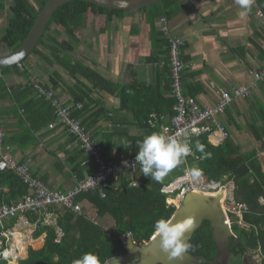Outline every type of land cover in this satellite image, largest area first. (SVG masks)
Returning a JSON list of instances; mask_svg holds the SVG:
<instances>
[{
    "label": "trees",
    "instance_id": "1",
    "mask_svg": "<svg viewBox=\"0 0 264 264\" xmlns=\"http://www.w3.org/2000/svg\"><path fill=\"white\" fill-rule=\"evenodd\" d=\"M11 1L9 18L0 38V44L5 45L9 52L15 51L22 45L39 13L48 2V0ZM179 2L180 0H161L150 7L133 11L144 15V21L151 30L152 48L158 49L156 55L150 56L148 60L155 64V71L158 73L157 81L152 83L131 81L119 86L104 79L92 68L71 56L74 47L79 46L83 38L86 25L92 21L93 17H104L105 20L100 29V33L103 34L113 18L120 20L130 11L111 10L83 1L66 3L52 15L42 38L31 54L37 56L48 66L57 64L70 76L82 77L90 84V88L86 87L87 92L82 96L72 95L71 99L74 104H84L87 99L89 101V95L93 90L105 91L119 97V111H126L141 131L138 136H125L122 142L126 143H123L124 148L120 150L123 153L121 155L135 156L138 151L137 142L145 135L154 132L161 134L162 127L170 125L175 115L174 108L177 101L171 88L168 42L162 29H158L157 23L162 19L167 22L173 20L180 12ZM4 9L5 6L0 0V11ZM53 26L61 30L66 38L58 40L56 36H49L48 33ZM137 33V29L133 28L132 34ZM11 70L25 74L23 65L21 68L15 66L1 70L0 73L6 75ZM187 70L182 75V93L186 98L194 99L195 93L191 84L187 82L191 74ZM53 74L58 77L57 73ZM49 81V83H43L34 79L38 85L53 92L60 104H66L55 93L58 89L55 78L51 76ZM33 86L29 82L24 87L9 88L0 78L2 96L12 97L16 104H39V106L46 107L48 112L46 123L56 120L52 103L38 96ZM258 86L263 98L261 100L253 96V89L251 95L244 98L248 101V117L243 116L248 132L258 144L257 148L243 152L241 146L236 144L231 137L228 128L223 126L227 137L217 146L210 143L208 132L197 137L186 138L184 141L189 143L191 154L159 181L145 177L139 164L136 172H123L116 180L110 179L109 187L103 191V196L98 189L78 194L75 204L80 207V212L58 210L55 214L57 216L55 225H42L39 214H28V221L36 223L33 238L37 239L42 235L46 237L44 246L40 250L30 248L27 258L20 264H72L74 259L85 252L95 253L102 262H107L126 253L122 240L127 238L128 234L136 245L143 246L157 236L153 228L154 222L162 218L172 220L176 212L175 207L167 206L166 195L161 192V189L181 177L185 168L189 167L199 170L209 182L222 185L229 182L233 184L232 199L234 204L239 208L242 207V221L246 227L241 228L237 224L231 227L233 236L229 240L228 252L231 256L242 257L247 251L258 250L262 257V264H264V171L258 159V154L264 152V79L256 83L255 87ZM34 92L37 96L33 95ZM231 106H228L224 113L228 118V124L234 123L239 129H243L235 120ZM20 107L28 113L26 105ZM76 110L78 109H72L71 113L74 119L79 117L77 113H74ZM240 116L242 114L238 111L237 117ZM21 121L24 122V119ZM80 125L88 132L84 124L80 123ZM71 137L75 139L73 135ZM197 143L204 145L203 152L197 151ZM3 145H7L5 134ZM101 149L105 161L116 160L117 157H112L110 140L108 146L102 145ZM88 160L91 161L92 167L89 169V174L92 175L96 167L90 156ZM77 178L82 180L86 177L82 178L78 175ZM1 188L7 189V192L3 194ZM28 195L27 186L14 173L4 169L0 171V200L2 202L12 204ZM83 202H87L91 210L83 208ZM105 218L112 221L113 227L110 232L103 224ZM11 220L15 222V219ZM10 226L13 224L10 223ZM189 244L192 247L188 253L197 260V264H215L217 244L209 222L202 223L193 234ZM2 245L3 248L4 243ZM0 264L7 263L0 257Z\"/></svg>",
    "mask_w": 264,
    "mask_h": 264
},
{
    "label": "crops",
    "instance_id": "2",
    "mask_svg": "<svg viewBox=\"0 0 264 264\" xmlns=\"http://www.w3.org/2000/svg\"><path fill=\"white\" fill-rule=\"evenodd\" d=\"M179 7L178 15L167 22L168 32L184 41L181 53L183 61L188 66L187 71L191 74L187 82L191 84L195 93L194 100L201 106L214 107L219 100L220 90L231 92L233 88L250 84L249 72L255 69L260 71L264 67V0H255L251 11L245 17L240 16L241 9L236 0H180ZM137 16L142 21V24L141 21L138 24L141 25L139 28L126 23H131ZM111 24L113 27L110 40L105 37L99 46L87 47L86 52L74 47L71 56L76 59L74 53H79L76 50L79 49L81 58L76 60L119 86L131 81L146 83L157 81L155 64L148 60L150 56L156 55L158 49L152 48L151 30L144 21V15L130 12L120 20L113 18L109 25ZM162 26L164 24L159 20L158 29ZM107 28L104 36L109 31ZM133 28L137 29V34H132ZM81 44L80 42L79 46ZM31 57L42 61L37 56L32 55L29 58ZM30 59L23 63L25 74L12 70L6 75L0 73V78L7 87L27 86L32 78L49 83V77L53 76L58 84L55 93L63 103H66L63 105L70 106L77 104L71 99L73 94L82 96L87 92L86 87L90 88V84L84 78L70 76L57 64L47 65L48 70L43 71L44 75H34L26 65ZM252 65L256 67L250 70ZM53 73H57L58 77ZM253 93V96L262 100L259 86L254 88ZM33 95L37 96L35 92ZM232 104L231 110L235 120L239 118L238 111L243 118L244 112L235 109V106L242 108L241 104H248V101L240 99ZM22 105L27 106L28 113L20 107ZM80 105L82 108L74 111L79 116L75 119L87 127L91 138L100 147L108 146L109 140L111 141L113 158L123 154L120 150L124 148L122 141L126 135L141 134L132 117L126 111H119L120 99L116 95L93 90L89 95V101L87 99ZM47 114L46 107L39 104H16L12 97L2 96L0 93V125L7 142V145H3L5 151L16 163L28 167L33 177L42 180L53 190L66 192L74 186V179L78 175L82 178L90 175L91 161L89 162V156L71 137L64 124L58 119L46 123ZM21 119H24V122ZM219 122L222 126H230L225 114L219 118ZM209 141L217 146L224 140H221L220 132L213 129ZM2 170L0 164V171ZM1 190L3 194L7 192L5 188ZM82 207L91 210L87 202H83ZM55 214H53L55 221L52 220L53 223L49 225H55L57 219ZM14 221L9 220L5 227L17 232L14 238L16 247L18 240L26 245L25 253L16 248L18 260L13 264H20L27 258L29 246H32L33 242L40 240L41 248L44 246L46 235L34 239L36 223L30 221L26 225L17 224L16 219ZM10 223L13 226H10Z\"/></svg>",
    "mask_w": 264,
    "mask_h": 264
},
{
    "label": "built area",
    "instance_id": "3",
    "mask_svg": "<svg viewBox=\"0 0 264 264\" xmlns=\"http://www.w3.org/2000/svg\"><path fill=\"white\" fill-rule=\"evenodd\" d=\"M161 22L164 24L161 29L168 42L172 93L177 101L174 108L175 115L171 119L170 125L162 127L161 134L173 136L178 141L184 142L186 138L197 137L206 132L210 133V136H212L214 129L220 132L221 140H225L227 134L224 132L219 118L224 115L225 110L235 100L244 99L251 95V91L255 88L256 83L264 79V70L251 72V83L246 86L233 88L231 92L220 90L219 100L214 107L201 106L193 98H186L182 93V75L188 68L182 60L181 49L184 46V41L169 34L166 26L167 21L165 19H162ZM18 67L21 68L22 64L18 65ZM30 82L34 85L33 88L38 96L52 103L51 106L55 109L57 119L66 126L69 134L74 136L76 143H78L84 152L90 156L95 164L96 170L85 179L78 180L75 178L74 186L66 192L53 190L42 180L33 177L28 167L16 163L12 156L5 151L3 146L4 133L0 125L1 167L6 171L14 173L29 190V195L18 202L6 204L0 200V257L7 264H13L18 260L16 253L18 251L14 243L17 232L15 230L5 229V224L8 220L16 219L17 224L21 223L27 225L29 224L27 215L35 213L41 216L42 225H49L53 223L52 220L55 221L53 214L58 210H73L75 212H80V207L75 204V198L78 194L98 189L103 196V191L109 187L110 179H117L123 172H136L139 165V163L135 161V156L127 155H120L113 161H105L102 156L101 147L97 145L90 134L81 127L80 122L71 117L72 109H80L81 106L78 104L64 106L55 98L53 92L38 85L37 82H34L33 78L30 79ZM189 154H191V152ZM190 173L191 170L185 168L184 174L181 177L161 189V192L166 195L167 206L177 209L186 195L193 191L191 190L192 182ZM175 188H180L178 192L179 204L176 202L178 206L173 205V201L169 199V197L176 193L174 192ZM207 188L215 191L217 186L212 183L208 185ZM204 189L206 188L204 187ZM231 201L234 203L233 200ZM240 219L242 220L241 217ZM128 237H130V234H128ZM127 238L122 240L125 246ZM21 240H23L22 237ZM3 243L4 247L2 248Z\"/></svg>",
    "mask_w": 264,
    "mask_h": 264
},
{
    "label": "water",
    "instance_id": "4",
    "mask_svg": "<svg viewBox=\"0 0 264 264\" xmlns=\"http://www.w3.org/2000/svg\"><path fill=\"white\" fill-rule=\"evenodd\" d=\"M72 1H83L102 8L111 10L133 12L150 7L161 0H48L44 8L39 13L32 30L15 51L0 55V71L10 69L20 65L32 54L42 38L49 21L55 11L62 5ZM222 194L217 196L204 195L190 192L186 195L181 205L176 209L173 217V224L186 218L194 220L192 229L185 233V242L189 243L195 231L207 221L210 224V230L217 244V254L215 262L221 258H226L229 252L224 247V241L233 235L230 226L227 223V216L224 213ZM224 238V240H223ZM126 253L110 261V264H197V260L188 252L183 253L181 257L169 259L166 253L160 248V238L154 239L143 246L136 245L131 237L126 239Z\"/></svg>",
    "mask_w": 264,
    "mask_h": 264
},
{
    "label": "rangeland",
    "instance_id": "5",
    "mask_svg": "<svg viewBox=\"0 0 264 264\" xmlns=\"http://www.w3.org/2000/svg\"><path fill=\"white\" fill-rule=\"evenodd\" d=\"M1 1L4 4L5 9L3 11H0V38L3 35V32L5 30L6 22L9 18V14H10L9 13V7L12 4L11 0H1ZM31 1H33V0H31ZM135 18L136 19H134V18L132 19L131 23L130 22H126V23L128 25H131V27L134 26V27L139 28L141 25H138V24L140 23L141 19L139 18V16H137ZM104 20L105 19L102 16L93 17L92 21L86 25V28H85L86 33L83 34V38L81 39L82 47L80 45L79 47L75 46V48L82 49L83 52L85 50V52H86L87 47L92 48V46L93 47H96V45L99 46V44L103 42L102 40L105 37H108L110 40L112 38L110 36L111 35L110 32H112V27H113L112 24L113 23L111 25L107 26L108 27L107 29L109 31L104 36L103 34L101 35V33H100V29L103 25ZM140 24H142V21ZM48 35L49 36H56L58 38V40H63L66 38L65 34L61 30L56 29L55 26L51 27V30L48 33ZM87 40H89V41H87ZM79 49H76L77 52H79V53H74V56L76 57V59L81 58ZM44 52H46V51H44ZM7 53H9L8 48L5 45L0 44V55H4ZM28 59H30V58H28ZM26 65L32 70L34 75L35 74L40 75V76L44 75L43 71L48 70V66L45 62L39 61L37 58H34V57H31L30 61L27 62ZM255 67L256 66L252 65L251 68H249V69L252 70V69H255ZM255 70H252L250 72H253V71L257 72ZM250 72H249V76H250ZM45 76H42V77H45ZM260 95H261V98H263L262 92ZM238 100H240V99H238ZM231 105L233 106V104H231ZM241 105H242V108L235 106V109L236 108L241 109L244 112L243 116L248 117V107H247L248 105L247 104H241ZM237 123L243 129H239L234 123H231L230 126L227 127L229 133L231 134V136H232L233 140L236 142V144L241 146V149L243 152H248V151L252 150L253 148H257L258 144L252 138V136L250 135V133L247 130L245 118L239 117L237 119ZM212 142H213V139H212ZM258 159H259V162L261 164L262 170L264 171V152H260L258 154ZM188 167H189V165H188ZM189 169L191 171L193 170L190 167H189ZM191 182H192V189L191 190H193L191 192L200 193V194H204V195L205 194L206 195H212V196H217L219 194H222V196H223V194H224V198H223V200L221 198V202H222V207L225 210L224 213L226 215L230 214L228 216V220H227L228 225L230 226V228L234 225L235 226L238 225V227H241V228L246 227L245 224L243 223V221L240 219V217L242 218V209L239 208L238 206H236L231 201L232 200V190H233V184L231 182H229L228 184H225V185H220L218 187V189H215V191L209 190L207 188L208 185H210V182L207 181V179L202 174H200L199 177H197V178H193L191 176ZM204 187L206 189H204ZM179 191H180V188H175L174 192H176V193H174L173 196L169 197V199L173 201V203H174L173 205H175V206H178V204H179V202H178L179 201V197H178ZM176 202H178V204ZM229 210H230V212H229ZM233 219H235V220H233ZM103 224H104L107 231L110 232L112 230L113 225H112V221L109 218L103 219ZM38 241H39V244L32 243L33 245L29 246V248H31L33 250H38L39 248H41L42 242L40 240H38ZM214 263L215 264H262V257H261L258 250L247 251V253L242 257H235V256H231L229 254L226 258H221L218 263L217 262H214Z\"/></svg>",
    "mask_w": 264,
    "mask_h": 264
},
{
    "label": "clouds",
    "instance_id": "6",
    "mask_svg": "<svg viewBox=\"0 0 264 264\" xmlns=\"http://www.w3.org/2000/svg\"><path fill=\"white\" fill-rule=\"evenodd\" d=\"M254 2L255 0H236L241 9V17L249 14ZM21 64L23 65V63ZM137 148L135 161L140 164L142 174L157 181L161 180L171 169L182 163L183 159L191 152L187 141L180 142L173 136H165L155 132L145 135L142 140L138 141ZM196 149L203 152L204 145L197 143ZM190 174L193 178H197L200 175V171L192 170ZM212 183L217 186L216 189L222 185L210 182V184ZM223 198L224 194L222 200ZM226 216L228 219L229 214ZM172 221L162 218L155 221L153 225L154 232L160 238V248L167 254L169 259L181 257L183 253L189 251L192 246L185 242L184 236L194 226L192 218H186L174 224ZM112 260L102 262L95 253L85 252L80 257L74 259L72 264H110Z\"/></svg>",
    "mask_w": 264,
    "mask_h": 264
},
{
    "label": "bare ground",
    "instance_id": "7",
    "mask_svg": "<svg viewBox=\"0 0 264 264\" xmlns=\"http://www.w3.org/2000/svg\"><path fill=\"white\" fill-rule=\"evenodd\" d=\"M31 242H32V241H31ZM33 243H35V244H39L38 241L33 242ZM16 245H17V247L20 249V252H21V253H25L24 249H25L26 245L21 244L19 240L17 241V244H16Z\"/></svg>",
    "mask_w": 264,
    "mask_h": 264
},
{
    "label": "flooded vegetation",
    "instance_id": "8",
    "mask_svg": "<svg viewBox=\"0 0 264 264\" xmlns=\"http://www.w3.org/2000/svg\"><path fill=\"white\" fill-rule=\"evenodd\" d=\"M231 231H232V230H231ZM232 233H233V232H232ZM232 236H233V235H232ZM223 240H224V238H223ZM229 240H230V237L224 241V247H226L227 250H228V246H229V242H230Z\"/></svg>",
    "mask_w": 264,
    "mask_h": 264
}]
</instances>
